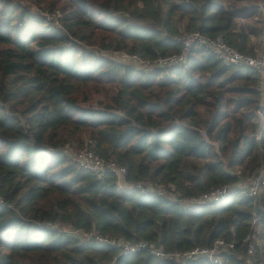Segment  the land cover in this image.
Returning a JSON list of instances; mask_svg holds the SVG:
<instances>
[{
  "label": "trees",
  "instance_id": "obj_1",
  "mask_svg": "<svg viewBox=\"0 0 264 264\" xmlns=\"http://www.w3.org/2000/svg\"><path fill=\"white\" fill-rule=\"evenodd\" d=\"M257 19L256 0H0V264H205L122 256L58 231L66 225L165 253L221 239L235 243L229 264H264V188L196 207L157 193L196 198L247 186L264 168L260 72L202 47L147 71L103 55L153 61L199 32L257 56ZM82 150L124 169L131 188L79 169L70 153ZM247 233L253 255L240 242Z\"/></svg>",
  "mask_w": 264,
  "mask_h": 264
},
{
  "label": "built area",
  "instance_id": "obj_2",
  "mask_svg": "<svg viewBox=\"0 0 264 264\" xmlns=\"http://www.w3.org/2000/svg\"><path fill=\"white\" fill-rule=\"evenodd\" d=\"M257 10L261 15V23L264 25V0L260 1ZM44 17L56 24L58 14L44 15ZM174 41L179 43V51L177 53L160 57L153 61L143 60L135 54L129 55L123 52L111 54L113 57L112 59L130 64L140 71L164 69L183 64L191 47H202L211 52L222 65L253 69L260 72L264 81V51L260 55L251 56L228 46L219 36L208 38L199 32L186 33L174 39ZM71 160L79 169L90 172L97 177L105 173L112 174L116 178V187L119 192L127 191V189L129 190V188H131L123 182L124 169L117 167L115 163L111 161H102L89 150L76 152ZM241 187L242 186L239 187L238 184L237 186L222 184L210 191L202 193L196 198H182L179 192L175 191L171 186H167L166 197L170 201H177L180 204L190 207L199 205L215 206L219 201L223 200L233 188L244 189V195L246 197H254L260 189L264 188V168H261L248 181L247 186L244 188ZM149 190L152 192L151 189ZM157 193L161 194L162 192L159 191ZM256 222V219H253L252 224ZM58 231L75 235L81 241L92 240L94 243L115 247L119 250V255L122 256L134 254L137 251H146L152 257L173 263H187L195 260H202L205 264H229L224 256L228 251L232 250L235 245L233 242H224L221 239H217L208 247H194L187 251H171L165 253L161 249L153 247V245L144 243L128 245L123 241H115L107 237H101L95 232L73 230L68 225L58 227ZM240 242L244 245L247 255H253L255 253V245L251 241V235L249 233L245 234Z\"/></svg>",
  "mask_w": 264,
  "mask_h": 264
},
{
  "label": "rangeland",
  "instance_id": "obj_3",
  "mask_svg": "<svg viewBox=\"0 0 264 264\" xmlns=\"http://www.w3.org/2000/svg\"><path fill=\"white\" fill-rule=\"evenodd\" d=\"M27 1H29V0H27ZM260 1L261 0H256V3H257V7H258V5L260 4ZM29 4H31L30 2H29ZM30 9L31 10H35L36 8H35V6H33V4L32 5H30ZM259 12V11H258ZM45 15H48V14H45ZM259 19H260V21H261V15H260V13H259ZM259 19H257V22H256V24H255V27L256 28H259V29H261V35L259 36V37H257L256 38V40H255V42H254V40H253V38L251 39V41H253V43H254V47H255V45L257 44V43H260L261 45L264 43V25L260 22L259 23ZM263 51H264V44H263V49H262V51H258L257 50V52L255 53L256 55H260L261 53H263ZM103 55H105V56H108V57H110V58H113L112 57V55L110 54V53H103ZM144 71H147V70H144ZM76 152H78V151H72L70 154V156H71V159H72V157H73V155L76 153ZM238 185H239V187L240 186H242L241 188H244L245 186H244V184H241V183H238ZM234 186H237V185H234ZM160 192H162L161 193V195L162 196H164V197H166V191H162L161 189H158ZM167 198V197H166Z\"/></svg>",
  "mask_w": 264,
  "mask_h": 264
},
{
  "label": "crops",
  "instance_id": "obj_4",
  "mask_svg": "<svg viewBox=\"0 0 264 264\" xmlns=\"http://www.w3.org/2000/svg\"><path fill=\"white\" fill-rule=\"evenodd\" d=\"M252 47H253L252 50L256 53L257 52V49L254 47V44L252 45ZM262 87H263L262 99L264 100V81L262 83Z\"/></svg>",
  "mask_w": 264,
  "mask_h": 264
},
{
  "label": "water",
  "instance_id": "obj_5",
  "mask_svg": "<svg viewBox=\"0 0 264 264\" xmlns=\"http://www.w3.org/2000/svg\"><path fill=\"white\" fill-rule=\"evenodd\" d=\"M229 175H231V173H229Z\"/></svg>",
  "mask_w": 264,
  "mask_h": 264
}]
</instances>
